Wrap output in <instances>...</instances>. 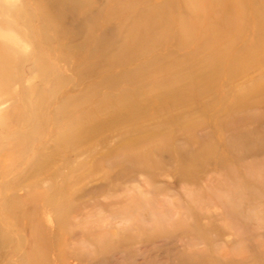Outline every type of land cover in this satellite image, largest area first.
Returning <instances> with one entry per match:
<instances>
[{
	"label": "rangeland",
	"instance_id": "1",
	"mask_svg": "<svg viewBox=\"0 0 264 264\" xmlns=\"http://www.w3.org/2000/svg\"><path fill=\"white\" fill-rule=\"evenodd\" d=\"M0 101L35 261L264 264V0H0Z\"/></svg>",
	"mask_w": 264,
	"mask_h": 264
},
{
	"label": "bare ground",
	"instance_id": "2",
	"mask_svg": "<svg viewBox=\"0 0 264 264\" xmlns=\"http://www.w3.org/2000/svg\"><path fill=\"white\" fill-rule=\"evenodd\" d=\"M261 27H263V24L259 22L258 28ZM126 105L128 106V103H126ZM2 158L3 157H1V152H0V163L2 161ZM31 182H32L31 179L24 180L22 182L24 183L23 184L24 186L22 185V189H21L22 192L19 194L17 192H14L15 189L13 187L17 185L13 184V181H6L4 183H0V214H5L6 216H10L13 221H16L15 223H13L14 225L12 226V228H14L15 230L19 229L18 231H25L26 229H30L29 233L31 234L30 235L31 238H29L26 244H20L17 247H15L13 250H11L10 247L8 246L11 236L7 235V233L6 234L0 233V259H3L6 256L4 254L5 256L1 257V252H3L4 250H6L7 255H9L10 253H13V255L18 253L14 261L15 263L13 262L14 264H43L42 258L39 262L37 260L35 261L34 259L33 256L34 251L38 252V249H40V245H39L40 243L36 245L34 242L36 241V238L44 240L45 237L48 236L47 233L49 232V230H48V226H46L43 222L38 220L39 209L36 202L37 201L40 202L41 198L43 197L42 196L43 192L42 190H40L39 186H35ZM9 190L10 193H8ZM28 214L30 216L32 214L33 217L32 218H30V216L28 217ZM21 216L25 218V220L28 218V221L22 222V220H19V217ZM27 223L29 224L28 228H27ZM6 264H12V263L7 262Z\"/></svg>",
	"mask_w": 264,
	"mask_h": 264
}]
</instances>
